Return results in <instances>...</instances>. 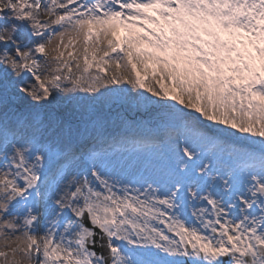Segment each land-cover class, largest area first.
<instances>
[{
  "label": "snow or ice",
  "instance_id": "obj_1",
  "mask_svg": "<svg viewBox=\"0 0 264 264\" xmlns=\"http://www.w3.org/2000/svg\"><path fill=\"white\" fill-rule=\"evenodd\" d=\"M0 264H264V0H0Z\"/></svg>",
  "mask_w": 264,
  "mask_h": 264
}]
</instances>
